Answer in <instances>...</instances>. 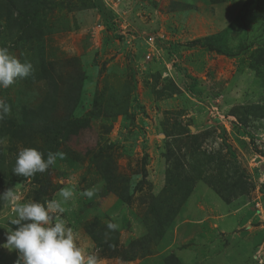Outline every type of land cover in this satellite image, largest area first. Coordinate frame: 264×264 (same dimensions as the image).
<instances>
[{"label":"rangeland","instance_id":"374dc122","mask_svg":"<svg viewBox=\"0 0 264 264\" xmlns=\"http://www.w3.org/2000/svg\"><path fill=\"white\" fill-rule=\"evenodd\" d=\"M41 2L42 37L6 48L21 62L52 68L58 113L82 117L102 94L96 104L111 105L114 96L116 115L106 107L92 119L88 113L90 126L60 144L64 158L38 174L46 184L0 181V194L12 188L19 203H45L74 187L58 215L101 264H264V0ZM196 39L203 45L191 44ZM193 82L200 97L187 92ZM7 90L14 106H33L50 87L17 79ZM96 141L127 179L130 203L83 156ZM168 148L175 156L169 164ZM167 168L189 187L176 202L161 193ZM219 168L225 176L217 178ZM92 188L91 199L82 195ZM160 202L165 207L153 223L151 208ZM13 218L14 205L0 199V264L18 258L3 247L17 227ZM109 221L119 228L109 231Z\"/></svg>","mask_w":264,"mask_h":264},{"label":"trees","instance_id":"16d2710c","mask_svg":"<svg viewBox=\"0 0 264 264\" xmlns=\"http://www.w3.org/2000/svg\"><path fill=\"white\" fill-rule=\"evenodd\" d=\"M43 3L44 2H41V0H0V17L4 22L0 27V47H7L9 45L18 47V42L22 40L29 41L33 39L32 41H38L37 39L42 37L46 27L42 26L38 17L41 12H44L43 9L45 8H43ZM35 7H38V9ZM40 8L43 9L39 11ZM109 20L110 17L105 18L104 24L109 26L111 24ZM194 43L203 45V40L196 39L191 41V44ZM206 43L207 46L211 45L208 41ZM43 64L42 61H40L39 64H33L34 73L29 77L20 79L28 83L42 81L50 87V91L41 97L39 102L35 105L31 106L26 103H21L14 106L10 101L9 95H7V88H0V98H3L11 107L10 114H8L3 120H0V181L7 182L34 178L38 183L40 182L39 178H41V180H44L43 184H46L48 182L46 176L37 177L40 173H36L34 176L29 177L13 174V168L15 166L18 152L23 148H35L42 152L46 159L49 151L56 153L62 142L67 141L71 135L77 134L82 129L90 126V120L94 118L93 111L99 110L101 107H106L108 112L112 114L116 111L114 110V102H117L118 100L114 96H109L107 103H110L111 105L105 104L103 106L101 103L97 105V101L100 102V100L104 99V96L99 94L98 97L94 98L93 110L88 112L91 119H89L88 113L82 117H73L68 116V114L64 115L66 113H58L56 108L57 82L54 80L56 76L53 75L52 68H47ZM131 80L133 90H135V80L133 75ZM50 82H52V86L50 85ZM194 84L195 82L187 88V92L191 93L193 96L200 97V92L193 89ZM114 115H116V113L112 116ZM107 145L108 148L111 147L110 144ZM105 151L106 148L103 149V145H100V142L96 141L93 148L86 149L83 156L86 155L88 162L95 166V170L101 175L106 187L114 192L121 201L130 203L131 195L128 193L126 187L127 179L124 181L122 176L116 173L111 162V156ZM230 154L234 156V153L231 150ZM173 155L174 152L172 149L168 148L165 155L168 164L169 161L174 162L175 156L174 160L171 158ZM144 159H146V154L144 155ZM212 160L213 157L210 155L205 158L203 162L205 164ZM109 166H112V168ZM173 168L177 171L178 168L181 169V160L176 161L173 164ZM167 173L168 168L166 169V184L161 193L166 194L164 200H167V202H176L177 198L186 194L189 187H187L188 184L185 183L183 178L180 185L181 180L177 173H175L176 177H172L171 175L169 177ZM222 175L225 176L221 171V168H219L217 178H220ZM42 177L44 178L42 179ZM228 178L229 177H227V179ZM229 184L230 188H233L236 186V181H232ZM218 192L222 194L220 190H218ZM158 204L160 206L152 205L153 207L151 208L150 219L153 220V223L160 218L159 209L165 207L163 202ZM142 222L146 225L145 217L142 219ZM111 241L112 240H107L105 243L111 244ZM113 245H116V242L113 243L112 241V246Z\"/></svg>","mask_w":264,"mask_h":264},{"label":"clouds","instance_id":"9594fccd","mask_svg":"<svg viewBox=\"0 0 264 264\" xmlns=\"http://www.w3.org/2000/svg\"><path fill=\"white\" fill-rule=\"evenodd\" d=\"M34 73L30 61L21 62L6 47H0V88L6 89L18 78L23 79ZM11 107L0 98V120L10 114ZM63 159L64 153L49 151L47 158L35 148H23L18 152L13 174L17 176H34L44 173L57 158ZM75 188L66 187L59 190L61 199L40 202H17L12 188L0 194V199L14 205V217L9 221L17 226L6 233L3 247L16 251V264H101V258L88 253L78 246L73 229L66 225L60 215L65 211L64 204L74 196ZM96 189H86L82 195L91 199ZM52 221H55L54 223ZM119 224L109 221L107 229L116 231Z\"/></svg>","mask_w":264,"mask_h":264},{"label":"built area","instance_id":"2783aa9c","mask_svg":"<svg viewBox=\"0 0 264 264\" xmlns=\"http://www.w3.org/2000/svg\"><path fill=\"white\" fill-rule=\"evenodd\" d=\"M153 40H154V37L152 35H148L147 40H146L147 43L150 44V45H152ZM149 57H150V54L149 53H146L145 58L146 59H149Z\"/></svg>","mask_w":264,"mask_h":264}]
</instances>
